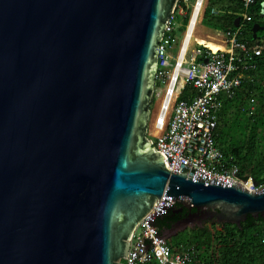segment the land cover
I'll return each instance as SVG.
<instances>
[{"label": "water", "instance_id": "1", "mask_svg": "<svg viewBox=\"0 0 264 264\" xmlns=\"http://www.w3.org/2000/svg\"><path fill=\"white\" fill-rule=\"evenodd\" d=\"M177 1L0 0V264H125L163 195L189 211L164 241L264 217V189L172 173L148 137Z\"/></svg>", "mask_w": 264, "mask_h": 264}, {"label": "built area", "instance_id": "2", "mask_svg": "<svg viewBox=\"0 0 264 264\" xmlns=\"http://www.w3.org/2000/svg\"><path fill=\"white\" fill-rule=\"evenodd\" d=\"M204 1L178 0L167 23L159 44L155 75V87L163 92V97L149 137L172 173L176 169L192 176L204 172L207 180L225 178L260 191L264 189V180L244 178L235 158L227 156L215 138L224 101L235 96L243 81L253 80L249 74L258 68V58L264 52V39L247 42L244 37L245 23L253 21L248 9L256 0H242L241 21L234 29H214L211 40L190 49L200 26ZM219 12L216 7L211 10V14ZM185 21L183 39L174 56L176 33ZM209 42L223 45L224 49L214 50ZM187 86L194 92L181 99ZM164 197L156 201L134 229L125 264H192L197 253L194 246L182 245L179 251H173L166 238H156L159 226L150 227L148 220L160 206L175 204L173 199Z\"/></svg>", "mask_w": 264, "mask_h": 264}, {"label": "trees", "instance_id": "3", "mask_svg": "<svg viewBox=\"0 0 264 264\" xmlns=\"http://www.w3.org/2000/svg\"><path fill=\"white\" fill-rule=\"evenodd\" d=\"M213 7L218 8L220 12L211 14ZM243 10L242 0H205L199 21L200 24L214 29H234L241 21L239 16ZM248 11L253 15V21L245 23V40L252 42L255 39L254 34L256 39H264V0H256ZM255 25L258 27L256 32L253 29ZM202 31L207 30L203 28ZM218 45L220 44L215 43V46ZM259 75H261L260 79H258ZM250 76L252 81H243L235 96L224 101L215 138L223 152L235 158L244 178L251 176L256 182H261L264 180V150L259 152L258 149L264 142V52L258 58V68L251 72ZM193 92L192 87L187 86L180 98L187 99ZM255 97L261 103V107L255 109L241 126L242 118L249 112L244 105L248 107ZM233 106H236L237 110L235 117L228 119L232 123L228 126L226 116ZM225 127L230 129L235 127L236 130L241 128L245 133V139L238 141L231 139L228 144H222ZM256 156L258 160H254ZM180 208L179 204H174L165 214L157 218L156 224L160 230H168L178 220L187 216L189 211L186 208L181 211ZM190 230L191 242L187 246H194L197 252L192 264H264V217L262 216L258 218L249 216L241 227L235 224H222L213 219L203 227ZM169 240L171 249L179 251L183 243L181 241L170 243Z\"/></svg>", "mask_w": 264, "mask_h": 264}, {"label": "rangeland", "instance_id": "4", "mask_svg": "<svg viewBox=\"0 0 264 264\" xmlns=\"http://www.w3.org/2000/svg\"><path fill=\"white\" fill-rule=\"evenodd\" d=\"M181 23V22H179ZM185 25H186V21L184 22V24H182V28L180 30L177 31L176 33V42L174 43V49H173V55L176 56L177 52H178V49H179V46L181 44V41L183 39V33H184V30H185ZM201 25V24H200ZM214 35V33H213ZM195 38L193 39V42L191 44V48H194L196 47V45L198 44L199 45H202V44H205L206 42L205 41H201L200 38L197 37V35L195 34ZM214 43V42H212ZM208 44H211V42H209ZM171 63H174V60H171ZM260 76H258V79H260ZM263 81H260V83H262ZM162 97H163V92H159L158 88L155 87V91L153 93V96L151 98V102H150V117H149V130H148V137H149V133L152 129V124H153V121L155 120L157 114H158V111H159V108H160V103H161V100H162ZM255 102L252 103V101H250V104L249 106L247 107V105H244L246 106V108H248L249 112L246 116H244L241 120V126H243V124L245 123V120L252 114V112L261 107V103L258 101V99L255 97ZM236 110H237V107L236 106H233L232 108H230V110L227 112V116H226V119H227V122L228 119L230 118H234L235 117V114H236ZM232 125V123H228V126ZM223 130V128H222ZM230 130V131H229ZM225 131V136H224V139L221 141L222 144H228L230 142V140L232 139V141H238V140H244L245 139V133H243V130H241V128L238 130L235 129H230V127H225L224 130ZM227 133H229V135H227ZM230 136V137H229ZM150 138V137H149ZM262 149L264 150V142L261 143V146L259 147V152H262ZM260 157V156H259ZM254 160H258L257 156L254 157ZM253 178V177H252ZM254 180V179H253ZM210 225V224H209ZM191 228H186V230H183V231H179V235L178 236H175L173 238H170V243L172 242H179L181 241L183 243V246H187L189 245L188 243L191 242ZM194 229V228H193Z\"/></svg>", "mask_w": 264, "mask_h": 264}, {"label": "crops", "instance_id": "5", "mask_svg": "<svg viewBox=\"0 0 264 264\" xmlns=\"http://www.w3.org/2000/svg\"><path fill=\"white\" fill-rule=\"evenodd\" d=\"M203 28H205L207 31L203 32ZM213 33H214V28H211L205 24H202L199 26L198 28V32L197 35L200 39H203V41H208L211 40L213 38Z\"/></svg>", "mask_w": 264, "mask_h": 264}, {"label": "bare ground", "instance_id": "6", "mask_svg": "<svg viewBox=\"0 0 264 264\" xmlns=\"http://www.w3.org/2000/svg\"><path fill=\"white\" fill-rule=\"evenodd\" d=\"M191 29H192V26L190 27V30H191ZM202 40H203V39H201V41H202ZM208 45H209L210 47L213 46V45L215 46V43H212V42H211V44H208ZM212 49H214V50H220V49L223 50V49H224V46H223V45H218V46L213 47Z\"/></svg>", "mask_w": 264, "mask_h": 264}, {"label": "flooded vegetation", "instance_id": "7", "mask_svg": "<svg viewBox=\"0 0 264 264\" xmlns=\"http://www.w3.org/2000/svg\"><path fill=\"white\" fill-rule=\"evenodd\" d=\"M211 220H213V219H207L206 221H204L203 226L206 225L208 223V221H211Z\"/></svg>", "mask_w": 264, "mask_h": 264}, {"label": "clouds", "instance_id": "8", "mask_svg": "<svg viewBox=\"0 0 264 264\" xmlns=\"http://www.w3.org/2000/svg\"><path fill=\"white\" fill-rule=\"evenodd\" d=\"M176 236V235H175ZM172 237H174V236H172ZM170 239V238H169ZM169 239H167V240H169Z\"/></svg>", "mask_w": 264, "mask_h": 264}]
</instances>
